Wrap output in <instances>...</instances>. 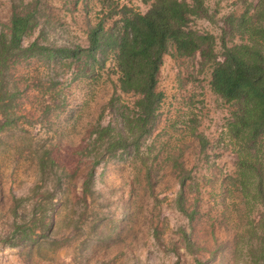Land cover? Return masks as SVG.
Wrapping results in <instances>:
<instances>
[{
	"label": "trees",
	"instance_id": "trees-1",
	"mask_svg": "<svg viewBox=\"0 0 264 264\" xmlns=\"http://www.w3.org/2000/svg\"><path fill=\"white\" fill-rule=\"evenodd\" d=\"M48 2L14 0L9 24L0 23V162L6 154L15 162L29 160L36 178L29 196L15 198L11 232L0 241L22 247L28 259L51 260L77 242L83 250L88 236L99 237L103 218L95 213L93 187L98 168L109 161L130 164L135 179L146 180L154 195V163L159 154H152L155 146L148 142L161 119L165 93L159 89L160 72L170 56L184 66L178 75L180 88L190 84L193 90L191 97L181 100L189 113H183L187 118L180 127L198 140L202 154L206 155L208 142L199 132L193 97L205 89L207 71L209 90L228 109L221 141L231 146L235 172L221 185L226 201L221 217L235 230L229 264H264V0H237V10L221 18L207 0H153L145 12L117 0H99L101 8L94 20L86 11L84 44L78 43L66 23L53 17ZM197 20L218 26L219 36L197 29ZM30 60L40 66L33 80L42 97L35 116L22 113L24 93L11 74L17 64ZM109 63L110 74L116 76V80L108 76L112 94L75 151L80 162L88 161L90 166L79 187L75 173L65 180L68 174L54 157V148L31 129L50 127L52 119L65 111L64 76L70 74L71 82L95 84ZM69 113L76 125L80 117ZM178 158L167 157L175 170L181 168ZM180 172L179 190L171 203L192 224L199 214L200 183L189 172ZM189 194L196 197L188 207ZM154 202L161 203L156 197ZM209 220L216 247L208 258L202 256L206 249L179 227L180 246L193 256L194 264H212L224 246L216 238L217 220ZM149 227L154 240L162 244L161 233ZM83 236L86 239L81 241Z\"/></svg>",
	"mask_w": 264,
	"mask_h": 264
},
{
	"label": "rangeland",
	"instance_id": "rangeland-1",
	"mask_svg": "<svg viewBox=\"0 0 264 264\" xmlns=\"http://www.w3.org/2000/svg\"><path fill=\"white\" fill-rule=\"evenodd\" d=\"M14 0H0V23L9 24ZM121 4H129L145 11L151 0H117ZM209 7L218 10V18L237 10V0H207ZM50 12L55 19L67 24L70 32L78 38V43H85L88 19L94 20L100 11L99 0H49ZM241 11V10H240ZM195 27L219 36L218 26L205 20H197ZM111 63L103 71L100 80L91 84L89 81L71 82L70 74L62 78V87L67 98L65 111L52 119L50 127L36 126L33 134H40L47 145L52 146L54 157L67 173V180L74 173L76 183L80 187L88 172V161H81L75 151L86 138L89 125L94 123L101 107L112 94L111 81L108 79ZM40 69L35 60L17 64L11 74L24 93L20 103L22 113L35 116L38 100L42 97L33 87L34 76ZM184 69L183 64L166 56L160 72L159 89L165 93L161 109V119L148 144L155 147L152 154L155 161L153 182L155 193H149L146 180H136L135 172L130 164L109 161L98 168L93 190L95 191L94 208L96 216L102 219L98 228V236H88L83 250L74 243L57 254L51 260L32 256L26 258L22 247H12L0 241V264H194L193 256L187 254L181 244L179 227L191 234L197 245L205 248V258L215 250L216 244L211 232V221L217 220L216 238L224 243L217 252L212 264H229V243L234 234V227L222 221L223 208L226 201L221 192V185L227 177L235 172L234 155L227 141H221L224 126L228 118V109L216 102L208 88L209 71L204 74V90H199L193 98L196 100L197 113L200 115L199 132L203 134L206 144V155L200 152L197 139L183 133V108L181 100L191 97L192 88L187 84L184 89L179 86L178 75ZM116 80V76H110ZM179 94L180 96H177ZM79 118L76 125L74 119ZM28 115V117H31ZM107 122V120H106ZM175 123V125H173ZM177 126V127H176ZM179 129H176V128ZM179 157L180 169L173 168V161L168 156ZM189 172L191 177L200 183L198 218L190 224L173 208L171 200L179 190L180 171ZM35 178V167L29 160L15 162L8 154L2 156L0 162V240L8 236L13 224L12 210L15 198L29 196ZM80 192V189H79ZM217 195V198L214 196ZM154 197L161 203L156 205ZM195 194H189L188 207L192 206ZM166 198V199H165ZM190 206V207H191ZM192 208V207H191ZM190 208V210H192ZM157 228L162 236V244L157 243L150 229ZM89 228V226L87 227ZM86 236L81 237V241ZM80 241V242H81Z\"/></svg>",
	"mask_w": 264,
	"mask_h": 264
},
{
	"label": "crops",
	"instance_id": "crops-1",
	"mask_svg": "<svg viewBox=\"0 0 264 264\" xmlns=\"http://www.w3.org/2000/svg\"><path fill=\"white\" fill-rule=\"evenodd\" d=\"M153 0L150 1V5L152 4ZM150 5H148V7H146L145 11L150 7ZM86 11L88 12L89 8L86 6L85 7ZM145 11H142V12H145ZM90 16V15H89ZM177 96H180L179 94H177Z\"/></svg>",
	"mask_w": 264,
	"mask_h": 264
}]
</instances>
